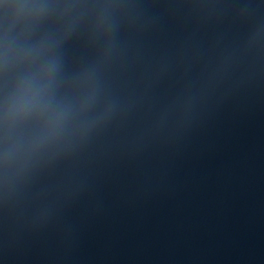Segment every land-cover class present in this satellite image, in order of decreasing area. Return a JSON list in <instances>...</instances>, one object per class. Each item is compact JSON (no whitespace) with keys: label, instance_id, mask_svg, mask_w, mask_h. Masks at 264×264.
<instances>
[{"label":"water","instance_id":"water-1","mask_svg":"<svg viewBox=\"0 0 264 264\" xmlns=\"http://www.w3.org/2000/svg\"><path fill=\"white\" fill-rule=\"evenodd\" d=\"M0 264H264V0H0Z\"/></svg>","mask_w":264,"mask_h":264}]
</instances>
